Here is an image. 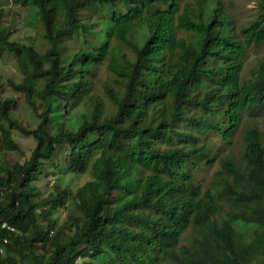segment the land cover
Segmentation results:
<instances>
[{"label":"trees","instance_id":"16d2710c","mask_svg":"<svg viewBox=\"0 0 264 264\" xmlns=\"http://www.w3.org/2000/svg\"><path fill=\"white\" fill-rule=\"evenodd\" d=\"M14 2L45 31L11 38L0 0V56L21 73L0 78V151L21 150L14 130L36 142L0 176V264H264V59L243 73L264 0L248 25L228 0ZM65 142L94 177L40 196Z\"/></svg>","mask_w":264,"mask_h":264},{"label":"rangeland","instance_id":"374dc122","mask_svg":"<svg viewBox=\"0 0 264 264\" xmlns=\"http://www.w3.org/2000/svg\"><path fill=\"white\" fill-rule=\"evenodd\" d=\"M14 1L15 0H8L5 15L6 21L11 20V22L14 23L11 38L21 41H34L36 44H39L44 39L45 29L40 28L39 30V24L37 17L34 14V9L31 5L22 6ZM228 1L232 5L236 21L241 25H248L249 22L260 12L258 0ZM28 37H32V39H27ZM263 59L264 45L251 46L248 49L247 60L243 71L244 76L248 77L251 71L256 69L259 62ZM9 77L20 80L21 73L16 65V58L12 54L6 53L3 56H0V78L5 81ZM3 96L9 98L12 102H18L16 115H19L22 121L26 124H35L32 119L35 117V113L27 104L25 98L20 97L19 92L14 91L10 87H6ZM258 121L260 126L264 128V119L260 117ZM13 136L20 144L21 150L8 152L0 151V176L5 174V169L7 167H11L16 161L24 160L28 157L36 144L33 136L23 134L20 131L14 130ZM69 152L70 145L65 142L64 144L58 145L56 151L51 154L50 158L44 161L45 165L42 166V173L37 181L40 196L48 195L53 191V184L57 182L60 183L67 192H69L68 194L71 195V193L76 191L79 186L94 177L91 166L83 173L70 171L65 162L66 155ZM65 217L66 210L63 205L60 204L58 219L62 221Z\"/></svg>","mask_w":264,"mask_h":264},{"label":"built area","instance_id":"2783aa9c","mask_svg":"<svg viewBox=\"0 0 264 264\" xmlns=\"http://www.w3.org/2000/svg\"><path fill=\"white\" fill-rule=\"evenodd\" d=\"M2 225L9 228V229H12V230L15 229V227L13 225L9 224L7 221H3Z\"/></svg>","mask_w":264,"mask_h":264}]
</instances>
